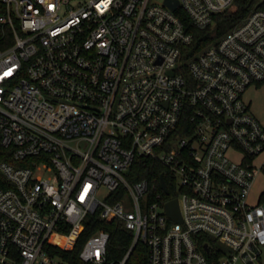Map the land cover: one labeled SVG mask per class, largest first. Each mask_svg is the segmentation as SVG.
<instances>
[{
  "label": "built area",
  "instance_id": "obj_1",
  "mask_svg": "<svg viewBox=\"0 0 264 264\" xmlns=\"http://www.w3.org/2000/svg\"><path fill=\"white\" fill-rule=\"evenodd\" d=\"M234 2L0 0V264H128L139 244L147 264H264V125L245 100L264 9L194 51ZM144 159L169 193L133 180ZM96 211L133 234L127 253L110 258L106 229L79 262L55 252Z\"/></svg>",
  "mask_w": 264,
  "mask_h": 264
},
{
  "label": "trees",
  "instance_id": "obj_2",
  "mask_svg": "<svg viewBox=\"0 0 264 264\" xmlns=\"http://www.w3.org/2000/svg\"><path fill=\"white\" fill-rule=\"evenodd\" d=\"M258 8L264 9V0H235L231 8L218 15V25L215 30L210 33L212 36L206 40L201 39L196 41V47L194 51L200 50L209 43H212L216 39L220 38L228 30L247 17L253 10ZM200 34H207V32L199 33L198 36ZM132 169L133 172H135V177L133 180L148 179L157 187L159 191L161 190V176L164 175L165 179L167 181L169 180L165 167L157 160H141L135 163ZM85 224L86 229L80 236L74 250L67 252L58 248L55 250V252L63 254L65 257L70 256L74 261L79 262V255L86 240L99 229H106L111 232V241L109 244V256L111 259L122 258L129 250L133 241V234L124 227L120 220L114 219L109 222H103L101 221L99 211H96L95 213L89 215L85 221ZM210 240L211 238H208V241ZM62 243L65 244L67 242L62 240ZM204 244L205 243L202 244V248ZM205 253L208 256L209 261L212 264H215V258L212 251ZM128 264H147V247L144 244H139L136 246Z\"/></svg>",
  "mask_w": 264,
  "mask_h": 264
},
{
  "label": "rangeland",
  "instance_id": "obj_3",
  "mask_svg": "<svg viewBox=\"0 0 264 264\" xmlns=\"http://www.w3.org/2000/svg\"><path fill=\"white\" fill-rule=\"evenodd\" d=\"M245 100L250 104L252 113L264 125V84L250 87L245 93ZM264 192V172H261L254 183L251 201L256 202L259 196ZM264 252V244L262 245Z\"/></svg>",
  "mask_w": 264,
  "mask_h": 264
},
{
  "label": "water",
  "instance_id": "obj_4",
  "mask_svg": "<svg viewBox=\"0 0 264 264\" xmlns=\"http://www.w3.org/2000/svg\"><path fill=\"white\" fill-rule=\"evenodd\" d=\"M167 3H170V0H167ZM160 181H161L162 188L165 190L166 193H169L164 175L161 176ZM166 208H167L168 215L172 219L177 220V221H182V214H181L178 199H174L170 201L169 203H167Z\"/></svg>",
  "mask_w": 264,
  "mask_h": 264
},
{
  "label": "bare ground",
  "instance_id": "obj_5",
  "mask_svg": "<svg viewBox=\"0 0 264 264\" xmlns=\"http://www.w3.org/2000/svg\"><path fill=\"white\" fill-rule=\"evenodd\" d=\"M62 240H65L66 242H68L67 239H62Z\"/></svg>",
  "mask_w": 264,
  "mask_h": 264
}]
</instances>
